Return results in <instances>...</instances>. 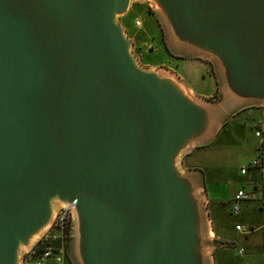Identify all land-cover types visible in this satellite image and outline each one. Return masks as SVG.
<instances>
[{
  "label": "water",
  "instance_id": "obj_1",
  "mask_svg": "<svg viewBox=\"0 0 264 264\" xmlns=\"http://www.w3.org/2000/svg\"><path fill=\"white\" fill-rule=\"evenodd\" d=\"M131 1L0 0V264H23L63 207L89 264H204L181 162L213 112L136 65L116 22ZM152 1L235 101H264V0Z\"/></svg>",
  "mask_w": 264,
  "mask_h": 264
},
{
  "label": "crops",
  "instance_id": "obj_2",
  "mask_svg": "<svg viewBox=\"0 0 264 264\" xmlns=\"http://www.w3.org/2000/svg\"><path fill=\"white\" fill-rule=\"evenodd\" d=\"M187 89L197 100L210 102L202 86ZM239 103L241 108L234 114L214 111L206 135L182 157V168L194 181L200 200L204 264H264V101ZM259 122H263L262 138L255 135ZM247 133L257 143L248 141ZM237 145L252 151L250 161L235 164L229 159ZM258 157L262 167L241 174V168ZM239 190L245 191L248 199L235 214L232 207Z\"/></svg>",
  "mask_w": 264,
  "mask_h": 264
},
{
  "label": "rangeland",
  "instance_id": "obj_3",
  "mask_svg": "<svg viewBox=\"0 0 264 264\" xmlns=\"http://www.w3.org/2000/svg\"><path fill=\"white\" fill-rule=\"evenodd\" d=\"M136 21L140 22V26L135 25ZM116 22L123 25L126 36L132 40L131 54L139 68L159 70L163 75H170L167 71L171 72L186 88L202 86L205 94L209 96L210 102L207 108L211 112L219 111L230 115L241 108L240 103L233 99L224 86L218 63L214 58L200 53L179 51V48L184 47V43L176 38L172 30L173 34L168 33V25L152 0H132L128 12L118 15ZM211 76L215 79V83H218L219 90ZM196 95L198 96V93ZM246 139L257 143L251 133H247ZM238 147L237 145L232 151L229 159L236 162L235 164L250 161L253 156L252 151ZM233 172L237 173V169ZM67 255L71 264H89L85 248V231L76 212H72V231Z\"/></svg>",
  "mask_w": 264,
  "mask_h": 264
},
{
  "label": "built area",
  "instance_id": "obj_4",
  "mask_svg": "<svg viewBox=\"0 0 264 264\" xmlns=\"http://www.w3.org/2000/svg\"><path fill=\"white\" fill-rule=\"evenodd\" d=\"M135 25L140 26V22L136 21ZM262 125L263 122H259L255 125V135L258 138H262ZM262 147L260 146V149ZM262 159L260 157L254 159L248 166L241 168V174L247 173L251 168H261ZM248 199V194L239 190L234 198L233 213L237 214L240 210V205L243 201ZM264 204V202H263ZM241 227H237V230H241ZM72 231V208L63 207L59 209L52 226L44 234V236L37 242L36 248L32 249L25 255L23 264H71L67 255V246L71 239ZM34 246V247H35ZM39 249V251H37ZM243 251L240 250L239 254Z\"/></svg>",
  "mask_w": 264,
  "mask_h": 264
},
{
  "label": "bare ground",
  "instance_id": "obj_5",
  "mask_svg": "<svg viewBox=\"0 0 264 264\" xmlns=\"http://www.w3.org/2000/svg\"><path fill=\"white\" fill-rule=\"evenodd\" d=\"M36 237L33 238V240L30 242L31 244H33L36 241Z\"/></svg>",
  "mask_w": 264,
  "mask_h": 264
},
{
  "label": "trees",
  "instance_id": "obj_6",
  "mask_svg": "<svg viewBox=\"0 0 264 264\" xmlns=\"http://www.w3.org/2000/svg\"><path fill=\"white\" fill-rule=\"evenodd\" d=\"M37 251H39V249Z\"/></svg>",
  "mask_w": 264,
  "mask_h": 264
}]
</instances>
